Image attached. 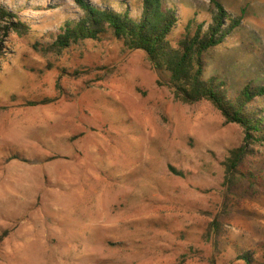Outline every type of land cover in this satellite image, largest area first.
Instances as JSON below:
<instances>
[{
	"label": "rangeland",
	"instance_id": "obj_1",
	"mask_svg": "<svg viewBox=\"0 0 264 264\" xmlns=\"http://www.w3.org/2000/svg\"><path fill=\"white\" fill-rule=\"evenodd\" d=\"M166 1L176 36L211 23L210 0ZM220 1L240 25L205 79L233 95L264 86V0ZM0 4L32 26L0 27V264H264V145L111 36L35 51L79 13L74 0Z\"/></svg>",
	"mask_w": 264,
	"mask_h": 264
},
{
	"label": "trees",
	"instance_id": "obj_2",
	"mask_svg": "<svg viewBox=\"0 0 264 264\" xmlns=\"http://www.w3.org/2000/svg\"><path fill=\"white\" fill-rule=\"evenodd\" d=\"M79 13L67 19L52 34V43H35V51L60 55L85 42L102 43L113 37L127 51H142L148 55L157 72L168 75L171 85L186 103L208 100L219 110L228 123L245 130L249 145H264V110L253 105L264 98V86H247L236 95L219 78L205 79L206 57L225 42L238 28L240 21L232 18L220 0H210L211 23L207 27L190 20L183 32L176 36L181 24L177 3L166 0H74ZM0 27L27 37L32 26L19 13L0 4ZM176 36V37H175ZM0 42V60L4 58ZM247 146L233 155L236 169L248 156ZM3 236L0 244L3 242Z\"/></svg>",
	"mask_w": 264,
	"mask_h": 264
}]
</instances>
